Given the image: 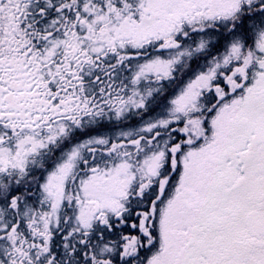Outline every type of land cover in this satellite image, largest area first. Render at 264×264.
<instances>
[{"label":"snow or ice","instance_id":"1","mask_svg":"<svg viewBox=\"0 0 264 264\" xmlns=\"http://www.w3.org/2000/svg\"><path fill=\"white\" fill-rule=\"evenodd\" d=\"M0 264H264V0H0Z\"/></svg>","mask_w":264,"mask_h":264}]
</instances>
